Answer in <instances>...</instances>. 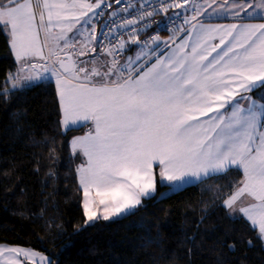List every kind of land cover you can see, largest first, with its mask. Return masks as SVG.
Returning a JSON list of instances; mask_svg holds the SVG:
<instances>
[{
  "label": "snow or ice",
  "instance_id": "snow-or-ice-1",
  "mask_svg": "<svg viewBox=\"0 0 264 264\" xmlns=\"http://www.w3.org/2000/svg\"><path fill=\"white\" fill-rule=\"evenodd\" d=\"M186 5L167 40L139 39L138 25L147 32L149 18ZM112 8L113 0H0V32L19 63L0 96L21 91V81L39 87L50 73L60 124H91L72 140L84 157L76 173L86 223L134 215L156 190L154 165L176 186L235 167L243 178L229 185L222 207L264 242V96L257 103L249 95L264 88V22H240L264 21V0H138L110 12L98 35ZM214 16L236 22H205ZM126 51L134 55L121 62ZM226 246L235 250V242ZM0 264L53 261L0 247Z\"/></svg>",
  "mask_w": 264,
  "mask_h": 264
},
{
  "label": "trees",
  "instance_id": "trees-1",
  "mask_svg": "<svg viewBox=\"0 0 264 264\" xmlns=\"http://www.w3.org/2000/svg\"><path fill=\"white\" fill-rule=\"evenodd\" d=\"M15 68L0 32V91L11 88L5 81ZM60 120L51 79L0 96V243L42 251L53 264H264L257 232L222 207L242 178L235 167L178 189L157 182L134 215L86 223L80 158L70 148L85 129Z\"/></svg>",
  "mask_w": 264,
  "mask_h": 264
},
{
  "label": "crops",
  "instance_id": "crops-1",
  "mask_svg": "<svg viewBox=\"0 0 264 264\" xmlns=\"http://www.w3.org/2000/svg\"><path fill=\"white\" fill-rule=\"evenodd\" d=\"M197 2H199V0H192V1H191L192 4L197 3ZM117 7H118V6L115 5L114 0H113V8L111 9V11H115V10L117 9ZM189 7H190V5H188L187 9H188ZM205 22H206V23H209V22H210V23H213V24H230V23H234V22H236V21H234V20L231 19L230 17H229V18H225V17L221 16V17L217 18V17L214 16V17L211 19V21H207V20H206ZM240 22H242V23H261V22H264V21L259 20V19H252V20L245 19V20H242V21H240ZM96 29H97V34H98V31H99V23L96 24ZM84 35L87 36V33L85 32ZM169 36H170V35H168V34H162V35H160L161 40H167ZM41 38L43 39V33H41ZM126 38H127V37H126ZM131 47H132L133 49H135V46H131ZM161 47H163V44H161ZM45 54L47 55V49H45ZM93 55H94V54H93ZM131 55H134V51H133V52H128V51H126V52L120 57L121 62L125 61V60L128 58V56H131ZM13 56H14V54H13ZM14 58H15V56H14ZM81 59H84V58L82 57ZM15 60H16V59H15ZM16 62H17V61H16ZM98 63H99V61H98ZM47 76H48V79L53 80V82H54V84H55V78H54V77H51L50 73L47 74ZM48 79H47V80H48ZM25 85H27V84L25 83L24 86H25ZM249 95H251L254 99H256V100H257V103H260L261 101L259 100V97H260V96H264V88H259V87H257V88H255L251 93H249ZM79 127H84L85 130H84L82 133H79V134H75V135H73V136L71 137V139H70V148H71V151H72L73 153H75L76 155H78L79 158H80V162H79L78 166L84 161V157H83L82 153H79V152L73 150V147H72V140H73L74 138H76V137H81V136L85 135V134L89 131V129H90V127H91V124L88 123V122H78V123L75 124V125H69L67 129H69V128H79ZM78 166H77V167H78ZM240 171H241V173H242V170H240ZM154 172H155L156 185H157V182H160V183H162V184L167 185L168 189H178V188H181V187H183V186H185V185H187V184L194 183V182L198 181V180H196V179H194V178L189 177V178H186V179H187L188 181H190V182H186V183H184V184H182V185H180V186L171 185L170 182H168L167 180H162V179H161V177H160V175H159L160 169H159V166H158V165H154ZM77 177H78V175H77ZM242 178H243V173H242ZM242 178H241V179H242ZM78 182H79V179H78ZM79 185H80V184H79ZM80 187H81V186H80ZM155 191H156V190H155ZM154 193H155V192H154ZM154 193H153V194H154ZM82 201H83V200H82ZM4 244H5V243H0V247H10V246H8V245H4ZM32 249H33V248H32Z\"/></svg>",
  "mask_w": 264,
  "mask_h": 264
},
{
  "label": "built area",
  "instance_id": "built-area-1",
  "mask_svg": "<svg viewBox=\"0 0 264 264\" xmlns=\"http://www.w3.org/2000/svg\"><path fill=\"white\" fill-rule=\"evenodd\" d=\"M129 2H131L133 4H137L138 0H122L121 5H119L118 7H123L124 4H127ZM153 2H155V0H153ZM186 10H187V8H185V9H171V10H169V12L167 14H157V15H154L153 17L149 18L147 21V25H148L147 32L144 31V24L138 25V27L141 29V34L139 36V39L141 41H143L144 39L147 38L148 35H154L157 33L159 34V36L162 34L172 35V29L174 27L179 26L182 23L183 13ZM129 11L132 12L133 9H129ZM110 12H113V11H111V9L106 10L104 16L99 19L98 35L103 30L104 23L106 21H109L110 19H112V17H110V15H109ZM177 12L181 13V16L178 19L175 18V14ZM119 15H120V13L117 12V19H118ZM124 15H127V13H125ZM125 38H126V36H125ZM99 51H100V49L98 47L97 52H99ZM102 59H103V57H101V60Z\"/></svg>",
  "mask_w": 264,
  "mask_h": 264
},
{
  "label": "rangeland",
  "instance_id": "rangeland-1",
  "mask_svg": "<svg viewBox=\"0 0 264 264\" xmlns=\"http://www.w3.org/2000/svg\"><path fill=\"white\" fill-rule=\"evenodd\" d=\"M18 67H19V63L16 62V68H15V70L12 71V72H10L9 74H15L16 71H17V69H18ZM9 74H8V75H9ZM19 83H21V84H25L26 82L21 81V82H19ZM8 85L11 87L10 84H8ZM169 190H171V189H169ZM169 192H171V191H169ZM91 222H92V221H91ZM4 245H8V246H10V247L22 248V249H25V250H31V251H34V252L38 253L40 256H44V257L49 258L48 255H46V254L43 253L42 251H38V250H36V249H32V248H30V247L20 246V245H13V244H7V243H5ZM37 259H39V257H37Z\"/></svg>",
  "mask_w": 264,
  "mask_h": 264
},
{
  "label": "water",
  "instance_id": "water-1",
  "mask_svg": "<svg viewBox=\"0 0 264 264\" xmlns=\"http://www.w3.org/2000/svg\"><path fill=\"white\" fill-rule=\"evenodd\" d=\"M191 1H192V0H191ZM187 7H188V5L185 6V8H187Z\"/></svg>",
  "mask_w": 264,
  "mask_h": 264
}]
</instances>
